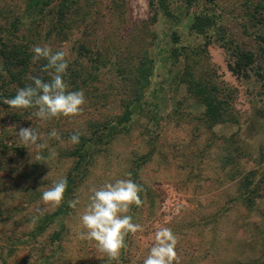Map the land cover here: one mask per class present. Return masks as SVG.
I'll list each match as a JSON object with an SVG mask.
<instances>
[{
    "label": "rangeland",
    "instance_id": "1",
    "mask_svg": "<svg viewBox=\"0 0 264 264\" xmlns=\"http://www.w3.org/2000/svg\"><path fill=\"white\" fill-rule=\"evenodd\" d=\"M29 1L0 0V26L21 18ZM160 2L74 0L66 41L27 39L66 53L65 74L83 76L75 86L69 78L67 91H83L86 102L79 115L50 120L34 116L35 108L3 109L0 136L19 149L0 154V264H117L80 239L87 232L80 217L93 187L119 179L140 185L143 200L127 213L143 231L125 238L119 264H143L161 227L177 236L180 264H264V41L257 37L264 38V0ZM197 21L201 31L192 28ZM239 49L254 57L246 76L230 67ZM193 78L215 83L225 100L221 122L207 120L189 89ZM127 108L131 119L119 124ZM103 124L117 131L106 142L96 138L108 133ZM23 127L43 147L20 143ZM81 147L77 175L73 153ZM69 174L61 205H45L43 192ZM59 209L36 233L38 219Z\"/></svg>",
    "mask_w": 264,
    "mask_h": 264
},
{
    "label": "clouds",
    "instance_id": "2",
    "mask_svg": "<svg viewBox=\"0 0 264 264\" xmlns=\"http://www.w3.org/2000/svg\"><path fill=\"white\" fill-rule=\"evenodd\" d=\"M32 51L35 53L33 61L41 58L48 61L44 70H53L49 73L51 81L44 82L40 78L32 77L34 86L18 89L14 98L5 99L3 102L15 109L35 108L37 110L33 115L43 120L79 115L86 102L85 96L83 91H67L68 86L64 81V74L68 68L66 53L64 51L53 53L48 46H34ZM18 137L19 142L27 148L30 145L43 147L37 144L40 136L31 127L20 128ZM50 137L59 139V133L53 129ZM70 140L74 144L79 143L80 134L74 133ZM36 159L44 161L40 156ZM66 189L65 178L55 182L54 186L43 192L44 204L61 205ZM141 191V186L131 179H119L99 188L93 187L90 203L80 217L83 227L87 229V232L80 233V239L95 241L99 252L106 254L109 261H117L119 264L121 250L127 247L125 238L129 233L135 235L143 231L142 225L133 223L132 216L127 215L131 206L143 205ZM78 203L79 199L72 200L69 201V206L75 209ZM177 245L178 238L171 228H159L154 234V245L143 264H180Z\"/></svg>",
    "mask_w": 264,
    "mask_h": 264
},
{
    "label": "trees",
    "instance_id": "3",
    "mask_svg": "<svg viewBox=\"0 0 264 264\" xmlns=\"http://www.w3.org/2000/svg\"><path fill=\"white\" fill-rule=\"evenodd\" d=\"M73 2L74 0H30L21 18H14L10 26H0V119L3 118L1 116L3 109L8 107L3 101L5 99L14 98L20 88H25L30 85L34 86L32 77H41L40 79L44 82L51 81L52 77L49 73L53 70H44V66L47 65L48 61L43 58L33 61L35 53L32 49L34 48L33 46H35V42L27 39H33V37H36L40 43H44L52 37L57 38L60 42L66 41L69 37V32L72 30L71 28H73V19L75 15L77 17L78 14L74 12V8H70V5H72ZM164 2L165 0H161L160 4L162 5ZM84 15V18L81 20L84 21L83 23H86L88 12L85 11ZM204 27V23H199V21L194 22L192 25L193 29L196 30L197 28L199 31H201ZM21 29L26 30L29 35L21 37L19 34ZM257 37L264 41L262 36ZM84 48L87 49V47ZM83 54L85 55V53ZM237 56L238 60L236 62V66L231 64L230 67L236 75L238 74L241 76L243 73V75L246 76L247 72L244 70L249 68L253 63V54L251 51L239 49ZM67 69L71 70V67H68ZM84 69L83 71L86 72ZM148 71L149 70L146 69L144 72ZM90 74L91 77L96 79V74L92 75V71H90ZM81 77L83 76H81L80 73L71 76L64 74V81L67 82L69 78L72 80L74 79V83H72V85L75 86V83H77ZM189 83L190 91L195 92L199 100L204 104L205 116L207 120L213 123L221 122L224 114L226 113L225 107L223 106V104H225V100L222 102L218 98V91L216 92L215 83H209L206 78H193ZM139 98L140 97H138V99ZM132 113L133 110L127 108L124 114L120 116L118 120L119 124L128 122L131 119ZM10 115L14 116L11 112ZM15 118L19 117L15 116ZM114 128L115 126L111 125L109 127L107 124L99 126L98 129H102L103 131L108 129V133L97 136L96 138L98 140L103 139L102 141L106 142L108 140V136L110 137V135H115L117 133V131H112L110 134V130ZM104 136L106 138H103ZM1 137L2 136H0V154L4 155L3 153L9 150L19 149L17 146L12 147L11 149V147L5 145ZM83 138L84 137H81V139ZM82 147H86V145L83 143ZM82 147L73 153V155L77 158L73 171L77 173V169L82 166V163L86 158L85 151H83ZM79 174L80 173L77 175ZM75 176L76 175H74V177ZM66 180L67 186L74 181L71 174L68 175ZM60 209L54 213L44 214L41 216L36 222V233H42V229L45 228L47 224L52 222L57 215H59Z\"/></svg>",
    "mask_w": 264,
    "mask_h": 264
}]
</instances>
